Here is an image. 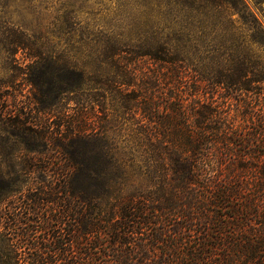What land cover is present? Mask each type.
I'll use <instances>...</instances> for the list:
<instances>
[{
  "label": "trees",
  "instance_id": "trees-1",
  "mask_svg": "<svg viewBox=\"0 0 264 264\" xmlns=\"http://www.w3.org/2000/svg\"><path fill=\"white\" fill-rule=\"evenodd\" d=\"M170 6L181 21L162 28L165 39L152 33L126 51L101 41L125 63L94 89L113 96L130 165L109 140L104 95L93 140L83 120L74 126L87 112L65 122V136L45 132L65 153L63 228L27 257L28 232L14 241L0 229V264H264V27L245 0ZM3 34L31 46L17 28ZM145 61L156 70L142 72ZM89 101L97 106L77 102Z\"/></svg>",
  "mask_w": 264,
  "mask_h": 264
},
{
  "label": "rangeland",
  "instance_id": "rangeland-1",
  "mask_svg": "<svg viewBox=\"0 0 264 264\" xmlns=\"http://www.w3.org/2000/svg\"><path fill=\"white\" fill-rule=\"evenodd\" d=\"M174 1L0 0V229L14 241L28 232L22 256L34 253L33 243L52 240L65 222V153L49 137H42L45 132L65 136V122L87 112L89 118L76 119L74 126L78 129L83 120L89 129L85 139L93 140V132L104 124L98 106L104 95L109 140H116V152L130 165L132 138L126 124L111 121L116 114L113 96L94 89L103 80V71L111 77L121 73L117 66L122 61L101 50V41L120 42L119 48L126 51L152 35L165 39L162 33L181 21L169 13ZM245 1L264 27V1ZM7 27L31 39L28 50L5 43ZM255 49L264 57V48ZM145 62L138 65L142 72L156 70ZM82 96L97 106L89 101L88 109H83L77 102ZM230 109L239 114L237 106Z\"/></svg>",
  "mask_w": 264,
  "mask_h": 264
}]
</instances>
